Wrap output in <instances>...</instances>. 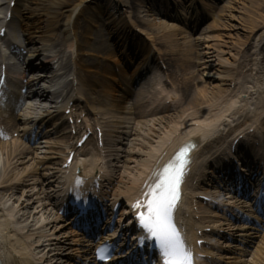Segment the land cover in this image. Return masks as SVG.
I'll return each instance as SVG.
<instances>
[{"label": "bare ground", "instance_id": "6f19581e", "mask_svg": "<svg viewBox=\"0 0 264 264\" xmlns=\"http://www.w3.org/2000/svg\"><path fill=\"white\" fill-rule=\"evenodd\" d=\"M131 1L129 3L128 1L119 0L118 4H123L124 7L132 11L134 9L133 3H139L138 7L141 9L145 7L143 4L148 2V9L146 11L143 10V12L153 10L156 5L154 1L149 2V0ZM90 2L91 0H16L12 12L14 16L21 18V22L15 25L21 34L19 38L20 45L27 46V44L34 40V37L42 41L44 38L49 37V35L53 36L55 29L58 27L64 31L66 35L65 43L72 52L83 55L82 53L85 52L84 47H87L98 53H108L110 43L103 37L101 30L97 29L94 32L92 30V26L94 25L95 27L98 25L97 21L101 18L103 20L101 25H108L110 22L112 28L116 29L118 27L120 29L123 35L122 37L124 38H119L118 42L123 48L128 43H131V46L135 48L141 49L151 46L149 42L132 39L126 35L131 29L128 25L131 21L129 16L126 15V18L123 15L115 16L114 13L109 11L110 6H101L100 4H96L94 13H91L90 16L84 19L85 24L82 26V34L80 37H76L73 34L75 32L74 29L77 26L78 19L81 17V13L87 8L84 7V4ZM94 3L99 2L95 0ZM4 7V1L0 0V10L4 9ZM137 11L139 12V10ZM12 20L11 22L13 23ZM11 22L8 26L12 24ZM206 30H209V27ZM249 30L257 36V39L252 41V43H248L247 40L243 43V45L248 43L247 49L244 51L246 52L249 49L251 51L248 60L245 58L239 60L237 56L233 58L232 62L224 60L220 54L219 46L221 45H214L216 49L212 53H202V64L207 69L205 73L216 74L214 73L216 65L214 64V60L210 62V57L213 59L215 57L219 58L221 64L229 63L233 66V70L236 73L226 70V75L214 76L221 83L226 81L225 76L230 78L228 85L224 89L220 86L216 88L213 85L208 90L204 87L206 86V84L204 85V81H197L194 71L190 70V66L192 65L191 61L186 55H176V58H170L171 56L167 55L165 64L168 70L170 71L171 69L175 76L179 74L181 77V82L177 89V92L179 91L180 94L162 97L159 92L157 97L148 100L143 107L139 109L134 108L133 113L122 118L117 115L124 108L123 103L126 100V96L118 92L113 101L111 100L116 116L111 130L105 131L107 138L103 150H107L108 156L111 158V163L114 162V166L110 170L106 167V172L103 174L104 182L102 183L100 192L101 196H99L96 202L92 201L97 208L101 205L100 208L105 211L108 210L110 205L108 211H111V208L118 203L123 206L124 196L141 184L159 156L166 150L167 144L177 134L181 136L176 138L173 145H170L171 148L176 145L179 146L189 138L198 143L196 150L193 152L190 171L186 177V187L188 190L185 192V195L188 196L191 194L194 196L200 193L198 190L208 191L209 188L214 186V179L218 177L217 175L224 172L223 169L218 170L222 165L221 161L223 156L218 150L217 144L227 141V136L230 132L234 131V129L237 130L242 125L251 124L254 121L256 124H259L258 128L264 133V101L261 100L258 91H256L257 84L262 79L264 72V54L261 59L258 58L260 51H264V25L259 28H255L252 25ZM105 35L107 37L109 33L106 32ZM165 41L171 46H174L169 36L166 37ZM7 44L17 49L18 44L14 39H8ZM148 50H151V48H148L146 51ZM43 51L47 52V56H44L47 60L51 51L47 49H43ZM188 51L189 45H186V52ZM146 53L148 54V52ZM33 58V55H28L27 67L32 68V73H37L36 71H38L40 66H43V63L33 62ZM81 62L88 64L89 60L82 56ZM119 64L122 74L125 75L126 67L131 66V63L126 62L125 65L123 63ZM81 67L82 69L78 71L79 74L85 70L83 66ZM175 68H178V70L176 69L177 72L174 71ZM246 68H248L246 71L250 73V81H248L250 85H243L238 81L237 75L240 73L239 70ZM147 71V67H144L142 64L134 68L131 74L133 76L137 74L142 75ZM253 73L255 76H253ZM112 74L113 69L111 66L104 67V77L111 76ZM39 80L42 81L41 76ZM27 83H30V81ZM84 83L89 95L98 93V97L92 100L90 96L83 95L82 91L78 90L75 96V105L96 123L98 119H96V114L91 107L92 105L100 107V105L105 103L102 101L103 99H100V96L108 90L109 85L104 80L96 81L91 77L85 79ZM97 83L99 84L97 85ZM233 83L235 85L231 88ZM37 85L30 83L32 94L28 95L27 100L29 102L35 99L34 92L41 88ZM193 90L194 93L191 94ZM41 97L45 100H38L39 102L51 101L53 96L43 91ZM173 98H177V100L170 102ZM20 100L21 96L20 98L18 97V101ZM168 100L169 102L167 103ZM183 100H187L186 105L178 108V105ZM38 108V103L27 105L25 109H27L26 113L29 114L28 120L18 116V120L20 119L22 125L18 130L20 139L12 140V143H6L8 149L2 152L3 154L0 160V260L3 264H43L45 260H43L44 255L41 256L42 250H39L40 246L46 247L50 245H46L44 242H51L50 240L53 237L52 240H57L54 249H59L57 244L59 243V235L57 233L63 225L58 223L62 219V213L65 211V204L68 199H64V191L60 188L61 186H58V180H55V177H52L48 172L51 168L50 165L45 164V161L40 157H35L36 155L34 156V154H36V151H32L31 146L27 145L29 142L34 141L40 133L36 130L38 123H35L34 128L30 120L32 112ZM159 113L162 114L159 120L151 118L147 121H141L144 117L154 116ZM54 115L56 117L54 119L61 123L59 127H54L55 130H53V133H57L65 129L67 121L63 111H57ZM233 122H235V125H229ZM15 126V124L7 123L0 128V133H7L9 128ZM40 126L38 125V127ZM222 128L224 131L220 133L219 130ZM90 142L95 144L92 139L88 141V143ZM53 143L55 144V142ZM67 149H74V145H70V140L64 142L63 147L60 149L63 155L60 161L66 158ZM76 151L81 156H84L82 164L84 168H87V172L89 173H92L96 166L106 157H101L95 145H93L92 150H89L85 146ZM5 155L7 160L4 163L3 156ZM25 161L26 163L31 162L30 166L34 164L35 168H24L18 174L11 175ZM3 164L5 166L2 168ZM192 182H195V184ZM19 190L21 192L18 196H15V192ZM12 198H14L13 203L6 206V201H10ZM183 207L182 215L190 212L191 206L190 208L188 205H184ZM24 209H30L25 218ZM42 210H47L48 215L44 218L41 216V219L35 223H31L34 215L41 213ZM21 211V215L16 219L15 213H20ZM107 212V219L109 220L112 212ZM214 216L218 215L214 214ZM29 219L31 220L29 221ZM44 222L46 223L43 224ZM76 222L80 224V220H76ZM116 222L115 230L119 229L123 235L129 231L121 217ZM22 224L25 225L23 226ZM66 224L68 225V223ZM49 225H51L50 228H48ZM72 232L74 231H70L71 234ZM87 234L90 235L91 233L88 232ZM105 238L107 239V237ZM41 241L42 243H40ZM72 242L76 245L80 242L76 234L71 239L70 243ZM70 243L68 242L67 244L70 245ZM63 246L61 245L60 248ZM71 247L68 246V248ZM91 250V244L84 241L81 243V246L73 248V253L76 255L72 257L80 259V264H98L93 259ZM260 258L264 259V247L261 251ZM49 260L51 259H47L45 264H49ZM257 261L258 257L255 258V255H252L249 259L243 260V263L256 264ZM262 264H264V261Z\"/></svg>", "mask_w": 264, "mask_h": 264}, {"label": "rangeland", "instance_id": "374dc122", "mask_svg": "<svg viewBox=\"0 0 264 264\" xmlns=\"http://www.w3.org/2000/svg\"><path fill=\"white\" fill-rule=\"evenodd\" d=\"M108 1L114 2L115 0H108ZM157 1H158V6L155 10L149 12L150 13L149 15L147 12L146 16L143 15L144 13L143 14L140 13L139 18H137V20L139 19V22L137 24L140 30L145 35V37L141 36V38L155 43V45L157 47L159 46L164 53H167L168 46L165 43V40L162 39V37L169 33L170 34L173 33L172 39H174V44L177 46H175L176 48L173 51H171L172 53L171 58H176L175 55L180 56V53L183 52L182 47H185V45L187 44L191 45L193 48H191V50L189 51L188 58H190L194 63L192 64L193 67L191 68V71L192 70L194 71L197 81H204L203 79L208 78V76L205 75L206 69L202 65V61L198 59L200 56L197 55V52L211 53L212 50L211 45L217 44V39H215V41L210 39H204L205 36H209V37L217 36V38H220L219 43L224 45L223 55L227 57L230 54H235V52L238 49L237 43H239L241 39H244L248 27H250L249 26L250 24H254L257 26L259 25V23L264 21V0H199L200 4H198L196 0L195 1L157 0ZM92 2H94V0ZM133 5L136 6V8L133 9V13L136 15L137 14L136 9L139 3H133ZM164 5L168 7L167 10H164L163 8ZM147 9L148 8L146 4L145 7L141 8V10L144 11H146ZM159 10L160 11L162 10L164 12H160ZM188 10L196 11L195 13L196 15L194 17H192L193 15L190 16V14H188ZM130 12L131 11L129 10V13ZM180 14H182L181 19H179ZM177 20H179V22H177ZM188 23H192L190 25V28H188ZM207 27L210 28V31L208 33L205 32L206 31L205 29ZM100 29L103 28L100 27ZM17 31L18 29L14 27L11 29V32L14 35L16 34ZM102 34L105 36V30H102ZM185 34H191V35L185 37ZM57 36L63 38L61 33H58ZM111 41H112V36H109L108 42L110 43ZM38 42L39 41L35 42L37 43L35 44V46H38ZM30 47H32V45H29L28 48ZM113 48L111 44V49L108 54L111 55V57H114L116 54L121 56V53L118 52L119 49L115 46ZM99 53L102 56L105 55L103 54L104 52H99ZM186 53L187 52H183V54ZM100 54L97 55L101 56ZM131 56H134V59L136 61L133 62L134 65L138 64L140 60L143 58V54L140 53L139 54L136 53L135 55H131ZM117 57L118 56H116L115 59H117ZM122 57L123 56H121V59ZM214 60H215L214 64L217 65V59L215 58ZM96 61L99 64L108 62L102 59H96ZM211 61H213V58L211 59ZM214 70L216 72H219L220 68L215 66ZM169 78H170V83L173 86L175 83V78L170 74H169ZM119 79L120 76H117V80ZM4 116L6 115L4 114ZM56 142L61 143L59 139L56 140ZM29 165L30 163H26L23 166H20L17 170H15L14 174H18L19 172H21L23 168H27ZM19 192H15V196L16 193L18 195ZM13 199L14 198L11 199L9 204L13 202ZM43 216H47V213L45 214L43 213ZM37 217H39V215ZM65 263L66 262H64L63 260L57 262V264H65Z\"/></svg>", "mask_w": 264, "mask_h": 264}, {"label": "snow or ice", "instance_id": "6c2138e0", "mask_svg": "<svg viewBox=\"0 0 264 264\" xmlns=\"http://www.w3.org/2000/svg\"><path fill=\"white\" fill-rule=\"evenodd\" d=\"M186 162L187 157L182 149L176 162L166 165L158 181L149 188L146 200L137 201L134 205L139 211L141 228L158 242L164 264H194L192 253L172 220V212L179 200V188L186 173ZM83 211L86 213L87 208Z\"/></svg>", "mask_w": 264, "mask_h": 264}]
</instances>
